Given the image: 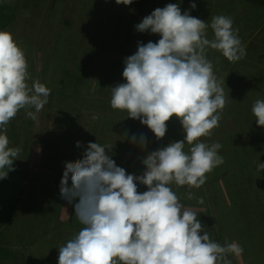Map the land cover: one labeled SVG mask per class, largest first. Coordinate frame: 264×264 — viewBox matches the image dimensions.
<instances>
[{"label":"clouds","instance_id":"clouds-1","mask_svg":"<svg viewBox=\"0 0 264 264\" xmlns=\"http://www.w3.org/2000/svg\"><path fill=\"white\" fill-rule=\"evenodd\" d=\"M233 24L224 15L211 17L209 24L169 3L136 25L138 32L161 38L140 43L125 59L126 82L111 88L110 105L139 120L157 139L165 137L167 123L175 117L185 136L146 155V171L140 176L117 166L111 150L100 143L89 142L80 161L65 164L61 198L74 205L83 227L59 248L58 264H231L230 255H241L237 242L210 239L197 212L171 187L199 189L206 174L224 163L222 145L202 140L219 127L227 103L206 50H216L230 62L241 60L246 50ZM209 27L212 39L207 37ZM30 79L23 49L11 33L0 31V179L21 153V148L10 147L6 126L21 110L35 120L48 103L50 89L38 80L29 86ZM252 113L264 127V100L255 101ZM131 140L142 149L147 146L143 136ZM82 147L77 145V150ZM256 171L264 172L260 160ZM138 184L147 190L139 192ZM187 198H193L191 191Z\"/></svg>","mask_w":264,"mask_h":264},{"label":"rangeland","instance_id":"rangeland-1","mask_svg":"<svg viewBox=\"0 0 264 264\" xmlns=\"http://www.w3.org/2000/svg\"><path fill=\"white\" fill-rule=\"evenodd\" d=\"M115 1L0 0V31L11 33L23 49L31 76L29 86L38 80L50 89L48 103L35 120L27 118L25 111L21 110L6 126L10 147L21 148V153L11 170L14 172L11 174L14 186L6 185L5 178L0 182L3 185L0 188V237L7 236L16 244L26 245L22 248L25 253H19L35 261L31 264H58L59 248L81 229L77 217L70 222L73 205H66L60 194L65 164H75L72 156L77 145L86 147L89 142L102 141L107 148L117 147L122 139L133 145L132 136L139 138L140 135L153 134L139 120L128 118L125 111L114 110L104 98L107 92L98 86L99 77L109 74L115 66L112 61H125L128 51L125 24L137 19L129 14L134 2L139 0H132L131 4L120 3L118 7ZM142 1H145L142 16H138L141 20L155 9L162 8L165 0ZM213 1L215 15L230 17L234 28L239 30L243 46L251 44L241 60L231 62V65L218 62L219 71H214L217 77L230 65L235 72L225 84L228 88L231 86L229 96L232 92L233 98L227 97L221 112V118L224 117L228 128L232 129L237 117L256 121L252 113L253 104L258 99L264 100V9L238 5L234 0ZM91 6L92 9L83 13ZM67 21H71L70 26L66 25ZM207 34L213 38L210 27ZM88 52L94 55L90 56ZM210 52L217 55L213 49ZM79 56L81 61L75 62ZM226 87L223 88L227 92ZM237 97L240 100L234 104ZM230 103L234 104L233 108L228 107ZM93 116L99 119L94 120ZM167 125L170 128L166 135L180 137L183 127L177 118L173 117ZM125 128L129 129L128 133H123ZM260 131L264 132V127ZM248 142L251 141L245 140ZM120 149L122 152V147ZM155 150L157 147L149 143L144 149L138 144L130 148L129 165L135 167L132 171L136 172L138 167L146 168L142 160ZM233 174L225 182L216 179L215 171L206 174V182L199 188L202 191L199 201L203 200V206L187 198L188 191L195 188L184 186L183 192L187 194L184 192L181 200L186 207L197 212L204 230L211 226L208 233L220 239L222 244L225 241L240 242V231L248 229L244 224L247 217L241 210L243 204L247 205L253 199L257 204L264 201L262 182L254 183V193L251 181L248 183L243 179L239 184ZM140 175L143 173L137 174ZM260 185L263 192L259 193L261 199L256 200ZM8 187H11L10 191ZM137 187L139 192L147 190L144 185L138 184ZM12 190L14 193L11 195L8 192ZM18 199L13 206L12 201ZM229 200L235 206H231ZM206 205L211 208H205ZM261 206L262 203L257 206V213L253 210L259 216ZM11 207L14 208L12 216L6 214ZM211 209L216 210L217 225L210 224ZM37 241H42L39 243L41 246L36 245ZM33 245L36 250H32ZM18 257L17 251L8 253L4 264H17L15 259ZM228 258L231 264H241L239 256L230 255ZM252 264H264V253Z\"/></svg>","mask_w":264,"mask_h":264},{"label":"trees","instance_id":"trees-1","mask_svg":"<svg viewBox=\"0 0 264 264\" xmlns=\"http://www.w3.org/2000/svg\"><path fill=\"white\" fill-rule=\"evenodd\" d=\"M122 1L123 0H120V2ZM234 1L238 3V5L243 4L246 7L255 6L264 9V0H234ZM144 2L145 1L142 0L134 2L133 9L130 11L129 15L130 17L133 18L137 17V19H134V21H130L127 24H125V38L127 40V45H128L126 58L133 55L137 51L138 45L140 43L146 44L149 41L155 43L161 38L157 34H151L148 32L140 33L136 30V25L142 22V20L138 18V16H142L141 14H142ZM115 3L117 7L118 4L120 5V3H117L116 1ZM169 3L178 4L181 8L182 13L184 11H189L192 16L199 18L205 22H208L209 24L211 23V17L216 16L214 13V6H213L215 1L213 0L212 1L211 0H165L163 3V7H165ZM192 3L196 4L195 9L191 8ZM221 4L226 6V4L222 2ZM79 7L83 8V6H79ZM90 9H92V6L91 8L88 7V9L85 8V10H83V13L88 12L87 10ZM66 25L70 26L71 21H67ZM207 37L211 39L209 34H207ZM250 46L251 44H247L244 47L245 50L249 49ZM210 51L211 49H207L206 55L207 58L213 64V71L215 72L219 71L216 65L218 62H227L228 64L231 65V62L228 61L220 52L218 54V51L215 50L217 55L216 54L214 55ZM88 54L90 56L94 55L92 54V52H88ZM81 59L82 57L79 56L75 62H80ZM112 62H114L115 66L109 70L110 73L106 74L105 76H101L98 79L99 80L98 86L101 90L105 91V93L107 92L106 95H104V98L109 102L111 100V92H112L111 88L126 82L122 75L125 66L124 62H120L117 60ZM230 65H228V67L223 69L224 71H226L225 73L221 74L222 72L221 71L219 72L220 74L217 76V79L221 82L223 87H226L225 84H228L231 78L235 75V72L231 70ZM226 88H228V86ZM230 89L231 86L228 88L227 92L224 90L226 99L227 97L233 98L232 92L229 96ZM238 99L240 100V97L239 98L237 97L236 100L233 101V103L235 104V102ZM238 102L240 103L241 101ZM234 104L230 103L228 107L233 108ZM167 127L169 126L167 125ZM260 130L261 127L256 124V121L252 119L249 120H245L243 118L239 119L238 117L236 118L234 127L232 129H229L228 125L226 124V119L222 117L219 122V127L215 128L209 137L202 138L204 142L209 139L206 142L208 144L218 142L222 145V148L219 150V154L223 157L224 163L212 170V173L215 171L217 180L225 182L226 180H229L231 174L234 173L233 177H235V181L238 182L239 184H242L243 179H245V182L248 181V183L251 181L250 183L253 187V192L256 191V189L254 188L255 182L258 183L262 182L261 185L262 187H264V172L258 173L256 171L257 162L260 160L261 163H264V132ZM128 131L129 129L126 128L123 129V133L124 132L128 133ZM132 134L135 135L136 133H132ZM123 135L126 136L127 134H123ZM184 136L185 133L183 130L182 133L180 134V137H171L168 134L165 135L163 139H157L153 133L152 135L145 136V138L147 143H149L152 147H157V150L155 151H158L172 142L182 141L184 139ZM245 140L246 142L247 140L251 142L245 143ZM92 143H96V141H93ZM97 143L103 145L102 141H98ZM135 145L136 144L131 145L130 143H128L126 139H122L117 147H108V148L111 150L109 154L111 155L112 159L115 161L117 166L124 168L126 170V173L128 174L134 173V175L137 176V174L144 173L146 171V168L141 169V167H138L136 172H133L132 170L135 169V167L129 165L130 162L128 159L129 150ZM72 147H76V146H72ZM120 147H122V152L119 151L121 150ZM189 148L190 147H185V151L187 152ZM84 151H86V147H82L79 151L77 150L76 147L72 156L74 163H77L83 158ZM13 173L14 172L10 170L7 174V169L4 170L3 174L7 175L5 177V179L7 180V181L5 180L6 185L9 184L11 186H14L13 183L14 177L11 175ZM1 180L3 179H0V182ZM261 185L259 186L261 190H257L258 194L256 196V200L261 199V197L259 196V193L263 192L262 190L263 188L261 187ZM2 186L3 185L0 184V188ZM171 187L173 191L176 193V195L180 198V201L183 200L184 192H185V191L183 192L184 187H177L175 184H173ZM8 188L9 189L7 190L10 191L11 187ZM243 190H246L247 192L250 193V191L247 190L246 187H243ZM191 192L193 194L192 201H194V203H198L200 206H203L201 203H199V195L200 192L202 193V191L199 189H192ZM8 193L9 194L11 193L12 195L14 191L12 190L11 192ZM185 193L187 194V192ZM19 199L16 201H12V205L14 206L19 201ZM11 200H12L11 198L8 200L10 206H11ZM229 203L231 206L232 205L235 206V204L231 200H229ZM261 203H262V206L260 207L261 216H259L258 214H255L254 211L258 209L257 206L260 205ZM261 203L257 204L255 202V199H253V202H249L247 205L243 204V209H241L242 213L247 217L245 218L246 220H244V224L248 228L244 231L243 230L240 231L241 233H239L240 242H238L239 243L238 245L241 246L243 249V252L239 256L241 259V264H245V262L247 264L255 263L256 257L258 258L260 254L264 253V201ZM210 205H206L205 208L207 209L211 208ZM194 206H197V204L196 205L194 204ZM211 210L213 213L210 224L217 225L216 210L214 211L213 209ZM2 211L5 212V210ZM6 214H11L10 216H12V214H14V208L11 207L10 211H8ZM74 219H76V216L74 214V205H73L70 222H72ZM80 226L81 228L83 227L81 223ZM210 228L211 226H208L205 231L208 232ZM209 235H210V239L221 243L220 239L218 240V238H215L210 233Z\"/></svg>","mask_w":264,"mask_h":264},{"label":"crops","instance_id":"crops-1","mask_svg":"<svg viewBox=\"0 0 264 264\" xmlns=\"http://www.w3.org/2000/svg\"><path fill=\"white\" fill-rule=\"evenodd\" d=\"M64 220L65 219H63V221ZM63 221H62V223L65 224L64 222H66L67 220L64 221V222ZM40 242H42V241H40ZM40 242L37 241L36 245L37 246H39V245L41 246V244H39ZM0 243H2V244H0V252H1V254H0V264H4L5 263L3 260L6 259V257L8 256V253L11 254V253H13L15 251H17L18 256H19L18 258L15 259V261H16L15 263H17V264H31V263L35 262L34 260L30 261L28 259L27 255H22V254L19 253V251H23V253H25V250L22 249V248H24L26 245L24 246V245H21L20 243L16 244V243H14V241L10 240L9 237H7V236H1L0 237ZM33 246L34 247L32 248V250H36L35 249L36 248L35 245H33ZM37 250L39 251L40 248L37 249ZM43 250H46V247H44ZM31 252H33V251H31ZM28 255H30V254H28Z\"/></svg>","mask_w":264,"mask_h":264}]
</instances>
